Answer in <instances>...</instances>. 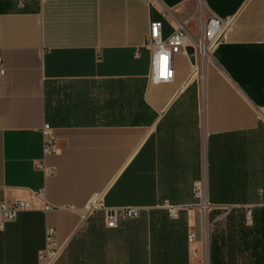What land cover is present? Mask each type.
<instances>
[{"label": "crops", "instance_id": "0c3cea01", "mask_svg": "<svg viewBox=\"0 0 264 264\" xmlns=\"http://www.w3.org/2000/svg\"><path fill=\"white\" fill-rule=\"evenodd\" d=\"M151 2L0 0V203L43 192L0 227V264H38L47 225L63 245L55 264H202L199 180L210 264H264V0H203L205 15L233 18L226 41L201 74L175 55L161 83L149 24L196 35L198 0ZM129 207L137 217L105 226L106 210Z\"/></svg>", "mask_w": 264, "mask_h": 264}, {"label": "built area", "instance_id": "2783aa9c", "mask_svg": "<svg viewBox=\"0 0 264 264\" xmlns=\"http://www.w3.org/2000/svg\"><path fill=\"white\" fill-rule=\"evenodd\" d=\"M24 0H18V4L22 5ZM40 3L46 0H36ZM153 5L151 0H146ZM203 0H198L197 9L193 15V19L197 20V34H192L187 22H177L169 35L164 36L162 33V21L156 20L149 24V29L145 39V44L151 50V71L149 80L153 83L169 82L174 77L173 58L175 55L183 54L186 46H192L194 50L195 63L192 68L196 73L203 70L205 62L213 59L215 49L227 39V33L232 24V17H219L209 12L204 14ZM43 138V156L51 155L56 152L55 139L50 131L48 124H44L42 128ZM35 166L44 171L45 174L54 173L53 167H46L41 162H35ZM193 198L195 206L201 212L206 227L203 232L201 243V263L210 264L209 252L210 228L206 223V215L211 209V204L207 197V186L205 180L197 181L193 186ZM43 202V192L30 191L25 199H14L11 202L0 203V227L6 222L15 219L20 211L29 210ZM164 208L170 216L175 215L178 209L183 206L165 204ZM44 210H50L49 204L43 205ZM98 204L96 200L90 202L89 211L96 210ZM138 216L136 208H122L106 210L104 212V224L106 227H116L122 218H135ZM250 214L248 213V219ZM187 240L189 244L196 242V234L192 229L188 230ZM63 245L59 242L56 231L52 226H46L44 229L43 245L37 252L38 264H55L61 255ZM196 248L190 249V255L197 256Z\"/></svg>", "mask_w": 264, "mask_h": 264}, {"label": "water", "instance_id": "95a60500", "mask_svg": "<svg viewBox=\"0 0 264 264\" xmlns=\"http://www.w3.org/2000/svg\"><path fill=\"white\" fill-rule=\"evenodd\" d=\"M185 52L191 64L195 63L194 50L192 46H186Z\"/></svg>", "mask_w": 264, "mask_h": 264}]
</instances>
